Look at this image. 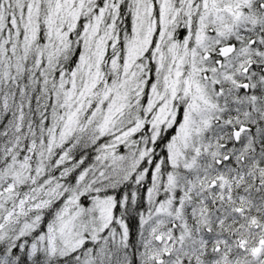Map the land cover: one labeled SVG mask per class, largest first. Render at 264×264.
I'll return each instance as SVG.
<instances>
[{"label":"snow or ice","instance_id":"obj_1","mask_svg":"<svg viewBox=\"0 0 264 264\" xmlns=\"http://www.w3.org/2000/svg\"><path fill=\"white\" fill-rule=\"evenodd\" d=\"M0 264H264V0H0Z\"/></svg>","mask_w":264,"mask_h":264}]
</instances>
